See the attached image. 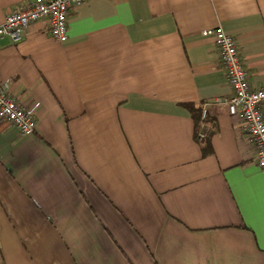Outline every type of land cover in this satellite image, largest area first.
<instances>
[{"label": "crops", "instance_id": "crops-1", "mask_svg": "<svg viewBox=\"0 0 264 264\" xmlns=\"http://www.w3.org/2000/svg\"><path fill=\"white\" fill-rule=\"evenodd\" d=\"M66 23L0 38V80L39 101L33 132L0 121V264H264V168L211 105L231 88L202 34L263 86L264 0H84Z\"/></svg>", "mask_w": 264, "mask_h": 264}, {"label": "built area", "instance_id": "built-area-1", "mask_svg": "<svg viewBox=\"0 0 264 264\" xmlns=\"http://www.w3.org/2000/svg\"><path fill=\"white\" fill-rule=\"evenodd\" d=\"M84 0H33L19 4L0 18V38L9 36L13 41L22 37L29 22L46 18L51 36L63 41L67 35V16ZM205 36H211L217 47L218 58L225 78L231 88L229 96L215 98L211 105L216 111L226 107L229 115H237L244 121L245 134L256 151L257 164L264 168V85L253 87L249 84L237 45L232 36L220 26L206 28ZM39 101L20 103L8 92L5 82L0 80V121H8L16 126L21 134L33 132ZM207 102L201 106L204 119ZM203 127V126H202ZM204 128L197 134L202 138L207 134Z\"/></svg>", "mask_w": 264, "mask_h": 264}, {"label": "trees", "instance_id": "trees-1", "mask_svg": "<svg viewBox=\"0 0 264 264\" xmlns=\"http://www.w3.org/2000/svg\"><path fill=\"white\" fill-rule=\"evenodd\" d=\"M192 114H193L195 124H196V126H198V124H199V111L193 110Z\"/></svg>", "mask_w": 264, "mask_h": 264}]
</instances>
